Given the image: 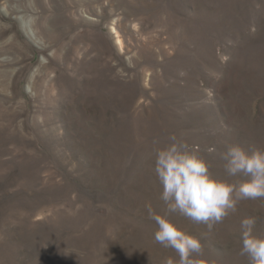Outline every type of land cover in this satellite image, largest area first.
<instances>
[{
  "label": "rangeland",
  "instance_id": "1",
  "mask_svg": "<svg viewBox=\"0 0 264 264\" xmlns=\"http://www.w3.org/2000/svg\"><path fill=\"white\" fill-rule=\"evenodd\" d=\"M0 26V264L178 261L145 207L163 209L153 142L242 179L221 154L264 150V0H0ZM248 216L264 236V199L212 227L172 219L197 261L249 264Z\"/></svg>",
  "mask_w": 264,
  "mask_h": 264
},
{
  "label": "clouds",
  "instance_id": "2",
  "mask_svg": "<svg viewBox=\"0 0 264 264\" xmlns=\"http://www.w3.org/2000/svg\"><path fill=\"white\" fill-rule=\"evenodd\" d=\"M150 158L161 187L158 199L163 204L160 211L151 203L145 205L149 219L157 226L154 240L179 257L178 261L169 258L166 264H203L194 259V254L203 252L201 239L180 227L172 214L212 227L235 212L242 201L264 199V150L249 152L240 144L225 147L221 154L224 174L242 177L238 183L213 174L207 156L175 134L166 142L154 141ZM256 224L255 216L242 218L240 255L247 256L249 264H264V236L254 232Z\"/></svg>",
  "mask_w": 264,
  "mask_h": 264
},
{
  "label": "bare ground",
  "instance_id": "3",
  "mask_svg": "<svg viewBox=\"0 0 264 264\" xmlns=\"http://www.w3.org/2000/svg\"><path fill=\"white\" fill-rule=\"evenodd\" d=\"M34 10V6L28 2H24V4L21 5H11L9 7L6 8V12H14L16 13V11L18 12L19 10H23V11H31ZM23 13V12H22ZM4 14V13H3ZM8 14V13H7ZM10 14V13H9ZM7 18V17H6ZM36 26V25H35ZM1 27V26H0ZM9 43V42H8ZM12 43V42H11Z\"/></svg>",
  "mask_w": 264,
  "mask_h": 264
}]
</instances>
